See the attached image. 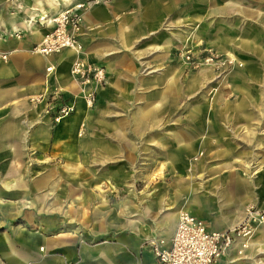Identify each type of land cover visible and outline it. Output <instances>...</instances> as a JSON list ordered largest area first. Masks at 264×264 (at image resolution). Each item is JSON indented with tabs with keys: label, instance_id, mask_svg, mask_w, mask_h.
Masks as SVG:
<instances>
[{
	"label": "crops",
	"instance_id": "crops-1",
	"mask_svg": "<svg viewBox=\"0 0 264 264\" xmlns=\"http://www.w3.org/2000/svg\"><path fill=\"white\" fill-rule=\"evenodd\" d=\"M33 1L26 12L0 10V264H162L143 242L149 238L168 242L179 211L202 219L209 230L220 231L244 221L248 207L264 209V121L257 120L255 106L190 104L185 110L168 106L167 98L177 99L175 81L163 72L140 76L141 67H135L160 62L161 56L144 61L143 55L157 50L168 53L181 42L179 25L185 16L193 18L191 11L199 0L85 4L80 9L83 51L64 49L50 55L34 54L31 49L49 30L53 16L70 5L64 0ZM72 1L71 5L82 2ZM77 59L106 70L107 82L97 90L92 107L93 123L87 121L92 108L85 106L70 75ZM133 71L140 76L136 89L131 86L136 81ZM146 84L152 87L144 89ZM54 91L64 99L76 96L75 112L57 123L45 113L43 102L33 100ZM133 94L157 100L143 98L133 104L128 100ZM161 96H166L163 103ZM168 107L175 114L167 120ZM84 122L88 129L95 128L94 170H82L70 190L78 185L79 190L90 191L93 185L95 195L100 188L107 197L115 198L113 192L123 196L114 199L116 209L111 215L103 212L108 202L75 201L73 211L64 209L60 233L54 210L45 202L54 190L53 174L32 173L36 177L24 184L26 169L12 166V161L90 160L88 129L84 137L78 136ZM135 144H142V166L136 165L130 152ZM200 151L207 158L198 157L189 167L188 160ZM157 161L162 175L156 173ZM7 177L14 180L8 183ZM90 177L93 184L86 188L83 183ZM136 179L143 181L141 186ZM44 187L46 198L36 194L30 204L22 195L9 202L2 196L11 188L15 193L23 188L37 193ZM30 205L35 209H28ZM13 218L38 229L1 230ZM239 249L240 240L216 264H264V225L255 226L242 254Z\"/></svg>",
	"mask_w": 264,
	"mask_h": 264
},
{
	"label": "rangeland",
	"instance_id": "rangeland-1",
	"mask_svg": "<svg viewBox=\"0 0 264 264\" xmlns=\"http://www.w3.org/2000/svg\"><path fill=\"white\" fill-rule=\"evenodd\" d=\"M46 3V0H39ZM33 0H0L1 11H22L26 12L29 9V3ZM48 7L47 5L45 6ZM191 16H185V19L179 25L182 29L181 42L178 43L168 53L162 51H151L145 53L143 60L147 61L154 56H161L163 59L160 62H143L141 65H135L138 70L141 67V75L146 74L152 76L154 74L166 73L167 77L175 81L174 89L177 90L176 101H170L168 98L165 103L170 105L183 106L190 104H212L231 106L239 104L242 106L254 105L257 120L264 121V0H199L197 7H193ZM54 17V16H53ZM41 22L39 19L37 20ZM45 24V22H44ZM221 48H220V47ZM233 54V59L227 53ZM138 55V52H135ZM132 72L131 77H135L136 81L131 86L136 89L139 84L137 74ZM162 73V74H163ZM134 78V79H135ZM195 83L194 87L190 85ZM152 86L146 84L144 89H150ZM166 97V96H165ZM160 97L163 103V98ZM143 98H154L140 95H132L129 97L130 103H139ZM156 98V97H155ZM152 99L155 101L157 99ZM166 119L174 118L175 111L168 107ZM91 117L87 121L94 122V108L89 113ZM119 114V113H117ZM180 114V112H179ZM185 114V112H184ZM185 118V117H184ZM86 121V120H85ZM88 123L80 125L78 136L84 137L85 130L88 129ZM94 125L87 130L89 133L88 151L91 154L90 160L67 159V160H38L25 159L23 161H12V166L25 168L27 171L22 177V182L30 183L36 177L32 173L42 174L45 170L51 172L54 176V190L49 192V196L45 202L49 201L48 207L54 210L56 228L58 232H62V221L64 209L73 211L72 206L76 205L75 201H86L91 198L92 202H108L104 206L103 212L107 215L113 214L116 208H113L114 199L122 198L123 193L118 192L114 196L107 194L98 188L99 193L95 195L94 187L92 190H79L78 185L75 189L70 190L73 184L79 182L82 170L91 168L94 170L95 165V144L93 143ZM92 137V138H90ZM129 145L130 152L135 154L136 165L142 166L144 153L140 151L142 144ZM130 153V155H131ZM205 156L203 151L191 157L188 160V166L197 161L198 157ZM207 158V156H205ZM212 161V158H209ZM140 161V164H139ZM9 161L8 163H10ZM138 163V164H137ZM158 171L159 175L163 174L161 163ZM11 165V164H10ZM244 165V163H242ZM9 166V165H8ZM138 170L143 171L142 168ZM141 174V172H139ZM141 177V176H138ZM83 183L84 187L91 188L93 177ZM8 183L14 180L13 177H7ZM82 179V177H81ZM138 187L143 183L142 180H137ZM23 192L15 188L7 190L2 196L8 200H15V197H25L30 204L32 200L41 195L47 196L46 187L36 191H31L30 188ZM17 194V195H16ZM145 193H140L144 195ZM136 199V198H135ZM25 202V201H23ZM35 203V202H34ZM105 205V204H104ZM70 207V208H69ZM253 207V206H251ZM28 209H35L30 205ZM256 208V207H254ZM43 209V208H42ZM258 209V208H257ZM44 211V209L42 210ZM84 212H87L84 210ZM43 213V212H41ZM45 214V212H44ZM34 225H24L20 218H13L6 223L1 229L3 231H32L35 230ZM28 229V230H27ZM38 229V228H37ZM45 231V230H42ZM62 237V235H57ZM58 252V251H57Z\"/></svg>",
	"mask_w": 264,
	"mask_h": 264
},
{
	"label": "built area",
	"instance_id": "built-area-1",
	"mask_svg": "<svg viewBox=\"0 0 264 264\" xmlns=\"http://www.w3.org/2000/svg\"><path fill=\"white\" fill-rule=\"evenodd\" d=\"M100 0H82L73 6L62 9L55 15L49 30L40 42L33 45L34 54L50 55L64 49L75 53L83 51L80 42L81 14L80 9L85 4H95ZM2 58H6L2 54ZM50 68H48L49 70ZM70 75L78 84L80 97L87 108H92L96 101L97 90L107 82L106 70L103 65L75 60L70 67ZM36 102H43L45 113H50L52 121L70 116L76 110V96L64 99L58 91L44 93L33 98ZM264 225V209L248 207L245 220L227 230H209L205 222L187 211H179L177 223L167 242L163 238H149L144 240L156 259L162 264H216L234 243L240 240L243 253L249 245L256 225Z\"/></svg>",
	"mask_w": 264,
	"mask_h": 264
},
{
	"label": "bare ground",
	"instance_id": "bare-ground-1",
	"mask_svg": "<svg viewBox=\"0 0 264 264\" xmlns=\"http://www.w3.org/2000/svg\"><path fill=\"white\" fill-rule=\"evenodd\" d=\"M64 2H65V4H67V5H70V6H73V5H71L72 4V0H64ZM78 3V2H77ZM76 4V3H75ZM58 11V10H57ZM73 51V50H72ZM42 250H43V248H42Z\"/></svg>",
	"mask_w": 264,
	"mask_h": 264
}]
</instances>
